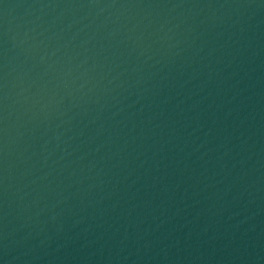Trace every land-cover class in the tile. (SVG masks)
I'll use <instances>...</instances> for the list:
<instances>
[{
	"label": "water",
	"instance_id": "water-1",
	"mask_svg": "<svg viewBox=\"0 0 264 264\" xmlns=\"http://www.w3.org/2000/svg\"><path fill=\"white\" fill-rule=\"evenodd\" d=\"M0 264H264V0H0Z\"/></svg>",
	"mask_w": 264,
	"mask_h": 264
}]
</instances>
